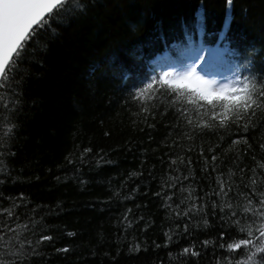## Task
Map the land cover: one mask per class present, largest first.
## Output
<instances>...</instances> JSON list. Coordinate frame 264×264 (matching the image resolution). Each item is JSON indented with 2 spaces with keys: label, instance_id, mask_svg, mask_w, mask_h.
Masks as SVG:
<instances>
[{
  "label": "trees",
  "instance_id": "obj_1",
  "mask_svg": "<svg viewBox=\"0 0 264 264\" xmlns=\"http://www.w3.org/2000/svg\"><path fill=\"white\" fill-rule=\"evenodd\" d=\"M216 44L222 55L206 57L199 70L231 77L247 64L264 74V0H233L231 8L227 0H73L28 45L14 86L18 103L0 105V159L8 169L0 173V208L18 205L13 217L0 214V225L28 224L11 239L13 246L23 244L17 264H215L229 255L218 245L243 237L218 209L213 214L210 201L205 213L188 219L155 193L170 183L169 175H188L165 189L175 193L174 209L187 195L181 187L191 185L201 196L216 186L218 172L234 173L246 190L238 168L254 167L252 155L264 158L258 148L264 128L250 132L254 151L234 164L228 151L240 135L234 125L231 133L197 130L189 141L183 133L191 129L174 111L157 104L154 115L143 113L132 99L151 76ZM9 123L16 125L10 138L4 135ZM209 147L219 156L215 171L204 170ZM178 156L191 159L190 169L179 161L170 167ZM169 229L173 239L165 246ZM41 236L52 240L37 244ZM204 240L217 244L204 247ZM137 243L141 251L130 252ZM192 244L200 256H178Z\"/></svg>",
  "mask_w": 264,
  "mask_h": 264
},
{
  "label": "snow or ice",
  "instance_id": "obj_2",
  "mask_svg": "<svg viewBox=\"0 0 264 264\" xmlns=\"http://www.w3.org/2000/svg\"><path fill=\"white\" fill-rule=\"evenodd\" d=\"M70 2L73 0H0V105L4 109H7L10 103L13 107L18 103L14 99V86L18 83L16 76L28 45L46 27L50 28L51 22L61 16ZM232 2L233 0H227L229 8ZM229 23L230 20H226L225 29ZM217 54L218 51L211 49L194 50L191 53V64L185 66L183 70L164 71L158 76H151L142 87L133 90L132 99L142 105L143 113L154 115L153 109L157 107V104L164 106V112L170 109L174 111L177 119H182L191 129V132L183 133V138L189 141L194 139V133L197 130L203 132L223 129L226 133H231L234 125L240 135L232 140L228 151L235 154L233 163L236 164L243 154L254 151L248 140L250 132L258 127L264 128V74L252 71L250 65L246 64L243 66V72L240 66H237L234 74L226 80L205 79L197 68L208 62L206 57ZM15 127V124L9 123L5 129V137L10 138L14 134L12 130ZM240 145L244 146L243 149ZM258 148L264 152V141L258 143ZM85 151H91V149ZM199 151L203 155V147ZM208 151L213 154L210 162L207 157H204V170L207 171L211 166L215 171L219 156L215 154L214 147H209ZM3 155V151H0V158ZM251 159L254 167L245 165L244 168H238L241 174L240 183L246 190H241L240 185L232 179L234 173L226 175L218 172L216 186L201 196L195 194L196 189L191 185L187 188L181 187L180 192L187 195L183 196L174 209L169 202L172 201L175 193L168 194L165 189L176 188L177 183L189 179L188 175H169L170 183L166 182L162 185L161 191L155 193L156 196L163 197L164 206L172 209L177 217L188 219L205 213L210 201L213 214L218 209L221 213L220 219L234 228L238 236L243 237L233 239L227 244L220 243L218 246L225 249L229 255L218 257L215 264H264V158L257 161L256 156L252 155ZM177 161L190 169L192 163L190 158L185 161L183 156H178L171 160L170 167L176 165ZM175 170L179 171L178 168ZM7 172V166L0 159V173L7 174ZM19 199H23V194ZM181 204L184 205L183 209L180 208ZM17 206L13 203L10 208H0V214L13 217ZM124 219L127 220V217L125 216ZM203 222L205 225L208 223L206 218ZM128 224L130 226L131 221H128ZM20 228L27 229L28 224H17L15 227H9L7 223L0 225V264H17V260L25 256L22 251L23 244L19 247L11 244V239L19 238L17 229ZM184 231L188 232L187 224L184 225ZM172 232L173 230L169 229L165 233L167 237L165 246L172 242ZM8 233H12L13 236L6 240ZM224 235V231H221V240ZM50 240H52L51 236H41L36 243ZM27 243L31 245L32 241L29 240ZM201 243L204 247L217 244L215 240H204ZM59 251L67 252L69 249L63 248ZM129 251L139 252L141 246L139 243L132 245ZM236 253L240 255H234ZM200 254L196 245L192 244L181 249L178 256L198 257ZM5 255L13 259L6 260Z\"/></svg>",
  "mask_w": 264,
  "mask_h": 264
},
{
  "label": "rangeland",
  "instance_id": "obj_3",
  "mask_svg": "<svg viewBox=\"0 0 264 264\" xmlns=\"http://www.w3.org/2000/svg\"><path fill=\"white\" fill-rule=\"evenodd\" d=\"M205 49H211L213 51H218L217 55L211 56L210 61H212V59H216L218 57H220L223 53V48L221 46H219L218 44L214 45V46H207ZM192 60H186L184 63L178 64V65H174L172 67V69H169V71H173V70H183V68L185 66H187L188 64H191ZM197 71L200 73V75L204 76L205 79L208 80H220V79H228L229 77L227 75H220L219 72H208V71H204V70H199L197 68Z\"/></svg>",
  "mask_w": 264,
  "mask_h": 264
}]
</instances>
